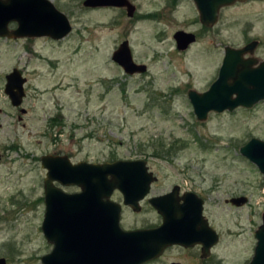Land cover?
<instances>
[{
	"label": "rangeland",
	"instance_id": "rangeland-1",
	"mask_svg": "<svg viewBox=\"0 0 264 264\" xmlns=\"http://www.w3.org/2000/svg\"><path fill=\"white\" fill-rule=\"evenodd\" d=\"M52 1L71 20L67 37L0 39V258L43 264L53 249L42 230L47 170L41 161L53 154L74 163L145 159L165 189L185 176L202 178L206 214L221 233L203 264H248L262 224L264 177L240 149L253 137L264 140V101L200 121L188 92L210 87L226 46L257 40L252 56L264 60V0L222 7L212 27L201 23L193 0H130L134 17L123 8H87L84 0ZM179 30L196 35L186 50L177 47ZM125 40L145 73L128 74L112 59ZM14 68L27 79L20 106L5 92ZM240 195L249 202L226 203ZM156 221L150 210H126L123 223ZM199 256L198 249L175 248L152 264H202Z\"/></svg>",
	"mask_w": 264,
	"mask_h": 264
},
{
	"label": "water",
	"instance_id": "water-1",
	"mask_svg": "<svg viewBox=\"0 0 264 264\" xmlns=\"http://www.w3.org/2000/svg\"><path fill=\"white\" fill-rule=\"evenodd\" d=\"M193 1L201 23L212 27L218 21L222 7L246 0ZM83 5L87 8L126 7L130 17L136 9L130 0H84ZM12 22L18 23L17 28L10 29ZM72 30L70 18L52 0H0V37L47 36L61 40ZM174 38L180 50L188 49L196 41L194 33L184 30L177 31ZM258 43L254 40L242 48L226 46L218 77L210 87L203 92L189 90L188 96L198 120H207L211 112L253 108L264 101V60L252 56ZM112 59L128 74L147 71L146 64L135 61L129 40L119 45ZM6 79L5 92L14 106H20L26 95L27 79L18 68ZM240 152L259 167L264 177V140L253 137ZM41 161L47 170L42 230L48 242L53 244L51 252L42 257L43 264H145L160 257L173 244L191 246L201 242L205 244L203 257H207L219 240L204 218L202 208L190 211L184 205L171 209V206L157 204L156 200L169 196L154 202L164 217L161 226L135 230L122 227V205L111 200V195L115 189L122 190L125 204L134 211L140 210L139 200L149 190L148 186L142 190L140 185L142 181L147 184L151 181L145 159L74 163L67 155L48 154L43 155ZM68 186H77L80 190L65 191L63 187ZM230 201L242 206L247 197L239 196ZM197 218H201L204 225L207 223L214 237L206 241L191 231ZM255 238V252L248 264H264V213ZM0 264H6V259L0 258Z\"/></svg>",
	"mask_w": 264,
	"mask_h": 264
},
{
	"label": "flooded vegetation",
	"instance_id": "flooded-vegetation-1",
	"mask_svg": "<svg viewBox=\"0 0 264 264\" xmlns=\"http://www.w3.org/2000/svg\"><path fill=\"white\" fill-rule=\"evenodd\" d=\"M170 3H171V0H170ZM108 7H113V6H108ZM108 7H96V8H108ZM96 8H93V9H96ZM114 8H123L126 10V12L128 14L126 7H114ZM136 12H137V8L135 9V13L132 17L135 16ZM10 25H12L10 27V29H15V28H17L18 23L12 22ZM6 38L7 37H0V39H6ZM33 38H38V37H33ZM48 38L52 39L51 37H48ZM7 39L13 40L14 38L13 39L7 38ZM15 39H17V38H15ZM26 39H28V38H26ZM52 40H54V39H52ZM12 105H13V103H12ZM20 110L22 113H27L26 110L23 112L24 108H22V107H20ZM4 159H5L4 153L0 152V164L3 162ZM147 173L150 174L151 181L148 184H147V181H142V184L140 185V188L142 190L145 189L147 186H148L149 190L146 193V195L139 200V206H140L139 211H134L131 206L125 204L126 197H125V193L122 190L115 189L111 195V200L122 205L121 225L124 229H126V230L150 229V228H157V227L161 226V224L164 221V217L160 213L159 208H157V206L154 204V202L157 198L159 199L160 197H163V196H169L168 198H164V199L159 200V201L156 200L157 204L160 206H163V207H170L171 206V209H174L177 206L180 207V206L184 205L186 208H189L190 211L198 210L199 208H202V214H203L204 218L207 220V223H209L210 228L215 230V232L218 234L219 240H220L221 233L219 232L217 227L212 223V221L209 219V217L206 214V206H207L208 198H207L206 191H204L202 188V184H203L202 178L200 180H195V179L189 178L188 176H185V180L183 183L174 182L170 185L169 188L165 189V188H162L163 182H162L159 174L155 173L150 168L147 171ZM240 196H245V195H240ZM235 197H239V196H232L231 198L226 199V203L231 204L233 206H237L236 204H234L230 201L231 199H233ZM245 197H247V196H245ZM248 202H249V198L247 197L246 204ZM237 207H239V206H237ZM126 210H132L136 214L145 213V211L150 210L151 212L156 214L157 221L153 222V223L144 224V225H141L139 227H126L125 224L123 223L124 222V214H125ZM207 223H206V225H204L202 223L201 218H197L195 223H194V226L191 228V231L193 233H195V235H199V237L201 239L206 240V241L211 239L212 237H214L211 234V232L209 231ZM254 236H255V233H254ZM219 240H218V242H219ZM218 242H217V244H218ZM217 244H215L214 246L211 247L210 254L207 257H203V249L205 247V244L203 242L196 243V244L191 245V246L173 244V245L169 246L168 248H166L160 257H158L154 260H151L145 264H152V263L158 262L159 260H161L163 258V256L165 255V253L167 251H169L170 249L171 250L175 249V248L182 249L185 251H191L194 249H198L200 251L199 260L203 264L208 258H210L212 251ZM173 263L187 264L183 260H179V259L178 260H171L169 262V264H173Z\"/></svg>",
	"mask_w": 264,
	"mask_h": 264
}]
</instances>
